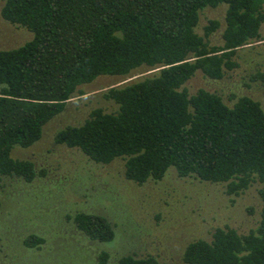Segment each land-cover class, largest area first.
I'll return each mask as SVG.
<instances>
[{
	"label": "trees",
	"instance_id": "1",
	"mask_svg": "<svg viewBox=\"0 0 264 264\" xmlns=\"http://www.w3.org/2000/svg\"><path fill=\"white\" fill-rule=\"evenodd\" d=\"M226 4L223 43L210 46L195 28L206 7ZM1 16L32 38L0 49V174L32 181V161L11 156L14 146L40 139L43 126L63 111L79 86L103 74L155 70L103 96L114 111L94 108L79 125L60 128L57 143L90 160H124V176L138 184L161 179L170 167L179 177L224 183L238 195L261 184L260 221L247 233L217 227L209 240L189 242L173 264H264V110L250 96L227 105L203 88L184 84L197 70L220 79L236 66L235 50L260 37L264 0H3ZM219 23L204 28L210 35ZM71 220L86 237L115 236L103 215L79 212ZM42 238L30 235L25 244ZM103 251L99 264H110ZM69 264V263H61ZM113 264H159L154 256L122 255Z\"/></svg>",
	"mask_w": 264,
	"mask_h": 264
},
{
	"label": "rangeland",
	"instance_id": "2",
	"mask_svg": "<svg viewBox=\"0 0 264 264\" xmlns=\"http://www.w3.org/2000/svg\"><path fill=\"white\" fill-rule=\"evenodd\" d=\"M2 5L0 0V49L16 48L30 40L32 32L3 19ZM226 7L222 3L199 13L195 30L210 46L223 43ZM211 20L219 25L205 36ZM232 60L236 66L220 79L197 70L184 88L190 94L201 88L215 92L229 106L240 96H250L264 110V23L260 37L237 48ZM153 71L141 67L129 75L103 74L80 85L83 94L77 92L43 126L39 140L13 147L11 156L32 161L37 175L28 182L0 174V264H99L103 251L110 254V264L122 255H151L159 264H173L181 260L189 242L209 240L217 227L228 226L241 234L257 227L261 218L257 181L230 195L224 183L179 177L170 167L161 179L138 184L125 178L123 159L94 162L78 148L54 140L60 128L79 125L94 108L116 110L103 96L108 88ZM79 212L105 216L114 227V238L101 242L86 237L71 220ZM30 235L42 242L26 245Z\"/></svg>",
	"mask_w": 264,
	"mask_h": 264
}]
</instances>
